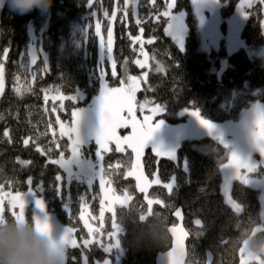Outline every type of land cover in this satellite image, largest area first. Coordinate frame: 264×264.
<instances>
[{
  "label": "trees",
  "instance_id": "trees-1",
  "mask_svg": "<svg viewBox=\"0 0 264 264\" xmlns=\"http://www.w3.org/2000/svg\"><path fill=\"white\" fill-rule=\"evenodd\" d=\"M239 1L219 0L222 28ZM127 4L125 13V0H92V5L87 0H51L46 8L20 14L10 8L8 0L1 2L0 61L6 52L0 94L3 191L23 192L31 186L49 213L62 225L75 229L80 247L67 249L66 264H84L83 259L92 264L106 256L112 257L111 264H153L156 256L171 246L169 229L177 222L174 215L177 208L181 209L188 233L185 264H238L245 242L250 250L259 251L264 261L259 191L234 179L231 196L240 210H234L224 200L221 164L228 159L229 147L208 133L183 139L177 147L176 159L157 156L147 147L141 156L144 173L151 181L146 193L138 190L135 177L127 176L133 163L132 151L117 152L116 145L109 143L102 160L105 179L111 181L114 192H126L130 200L127 205H118L113 212L104 214L101 240L103 243L111 240L107 233L113 230L114 218L122 255L116 263L115 250L105 253L98 241L83 247L82 238L88 234L79 219L80 199L85 198L83 204L90 216L100 221L99 185L77 179L68 181L62 167L50 161L58 158L60 151H65L66 157L70 154L63 147L68 138L57 132V118L69 122L74 107L90 103L99 90V68L103 62L107 83L112 87L119 86L121 80L126 82L129 75L140 77L145 72L147 75L135 97L137 108L139 104L163 106L156 117L167 123L185 121L187 116L181 113L185 109H196L210 121L225 122L240 120L253 103L264 106V54L251 56L243 47L229 53L223 42L219 49L204 50L191 0H176L172 10L185 13L182 50L164 34L167 23L162 13L166 0H155L154 4L153 0H127ZM263 6L264 0H254L245 8L249 16L240 37L249 49L264 46ZM114 10L115 18L111 15ZM97 22L101 25L100 36L95 35ZM109 23L113 28L112 61L100 55V41L103 38L107 42ZM75 25H79L76 30ZM32 36L37 47L35 65L26 54ZM135 36L142 38L143 50L148 55V64L143 69L134 63L141 56V44L132 42ZM149 39L153 43L149 44ZM223 58L226 66L218 75L216 71ZM19 76L22 80H18ZM77 93L83 97H74V101L65 99L64 108L58 98L54 99ZM5 131L9 133L7 136ZM95 146L91 142L82 150L89 155ZM28 177L32 178V185L27 183ZM4 211L3 216L14 217L8 208ZM26 218L33 220L30 209ZM195 221L201 223L197 225Z\"/></svg>",
  "mask_w": 264,
  "mask_h": 264
},
{
  "label": "rangeland",
  "instance_id": "rangeland-1",
  "mask_svg": "<svg viewBox=\"0 0 264 264\" xmlns=\"http://www.w3.org/2000/svg\"><path fill=\"white\" fill-rule=\"evenodd\" d=\"M3 0H0V4ZM172 0H166V10L167 3H171ZM192 2V0H191ZM254 0H240L236 6L234 13L226 19V25L224 28L221 26L222 19L219 13V0H208L207 3L200 4L199 0H197V5L192 3L193 12L196 15L198 26H199V35L201 40V46L204 50L211 49H219L220 44L223 42L227 51L233 52L241 47L245 48L251 56H260L264 54V46L260 49H249L245 46L244 42L240 37L241 28L247 18L246 15L242 14V11L246 12L245 8L249 7ZM238 5L240 6L238 8ZM242 10V11H241ZM183 11H173V13L179 14ZM183 30L181 32L182 37V48L184 47L185 33H186V23H185V13L183 12ZM79 28V25H75L74 29ZM31 30V26H30ZM31 34V32H30ZM171 37V36H170ZM177 43V42H176ZM181 48V46L178 44ZM29 50L34 51L35 55L37 52L36 42L31 38ZM143 52L147 55L146 51ZM100 55L102 54V50L100 47ZM6 52L2 55V63L5 60ZM141 61L145 60V55H142L137 58ZM148 64V55H147V63ZM226 66V58L221 60V66L216 71L218 75H220L221 71ZM105 71V70H104ZM145 72L142 73V76L139 78V88L141 87V81L145 78ZM18 80H22V77L19 76ZM103 83H107V81H103ZM4 85V71H3V80L2 84H0V89H3ZM120 86V85H119ZM115 86V87H119ZM112 87V86H109ZM102 90V80L99 73V90L96 95H94L88 105H83L79 107L82 109L81 120L78 126L79 136L81 145L79 147L78 153L76 156H71V153L68 155L69 162L66 167H62L65 172V177L68 181L72 179H77L78 181H84L88 185H91L93 182H97L100 189L101 199L104 197L105 192V201H104V214L107 212H113L116 206L118 205H127L130 200V196L128 193H116L112 189L111 185L106 180L105 189L102 191L99 184V168L102 169V161L97 157V144L95 139L96 129L99 127V97L101 95ZM2 90H0L1 94ZM137 93V92H136ZM75 99L83 95L81 93H77ZM136 97V95H135ZM136 111L135 116L138 123H143V118L146 115H153L150 109H155L157 106L145 107L144 110L141 111L140 108H137L135 105ZM195 110V109H189ZM162 110L160 111V113ZM182 114L187 116V119L181 123L171 124L165 122L162 118H157L156 115L159 114L157 112L153 115V123L156 121H161L160 127L152 134L151 139L148 141V146H146L141 152L139 157H136L135 153H133V162L130 169H128L129 175L136 176L137 188L139 191L144 193L147 192V189L151 183L149 178L145 175L141 156L144 150L147 147L152 149L153 144H157L160 146V150L165 153H170V155H166V157L176 159L177 154L176 150L179 143L188 137L198 134L208 133L212 136H215L222 144L229 147V155L228 159L221 164V172H222V180H221V191L224 197V200L236 211L240 210V205L235 201L231 196V184L234 179H240L247 185L257 189L259 191V195L261 198L262 204V220L264 222V106L253 103L248 109L245 110L243 117L238 121H225V122H215L204 119L208 123L214 125L215 127L212 129L207 128L202 125L199 120L192 117L189 111L182 110ZM127 116V113H124ZM63 122V121H62ZM66 124L68 122H65ZM57 132L60 134V125H57ZM132 132V128L129 125L127 128L117 129V134L121 137L125 135H130ZM95 143L96 146L94 148V152L92 154L86 155L82 150L83 146H87L89 143ZM112 143L115 144L113 141ZM116 145V144H115ZM122 149H130L127 144L121 145ZM132 151V150H131ZM103 155V152H102ZM57 159V158H56ZM55 160V159H53ZM260 167H263L262 169ZM127 171V172H128ZM126 172V173H127ZM133 176V177H135ZM144 176V177H143ZM146 177V178H145ZM147 180V181H146ZM91 181V183H89ZM28 191V190H27ZM27 191H23L21 193H27ZM10 191H3V193H7ZM3 193H0V197H3V202L0 204V208H8L9 211L19 213V207H11L8 205V198L3 196ZM14 195L15 192H12ZM40 198L33 194L31 196H24L25 200V212L14 216V217H26L28 209L31 210V215L33 220L37 223V217L34 214L39 215V220L43 222V213L39 212V209L35 208V199ZM42 201L43 199L40 198ZM44 202V201H43ZM45 205V203H44ZM83 208H81V212L84 214V220L82 223L85 227V221H87L88 227H85L87 236L82 238V243L84 240L89 241H98L100 243L101 237L103 235L102 226L103 221L101 217V204H100V213L99 220L95 217L90 216L89 209L86 204H83ZM44 212L47 214L49 219V224L51 230L54 235L60 238V233L62 230L68 226L62 225L53 214L49 213L44 207ZM81 214V213H80ZM3 216V214H0ZM92 228L98 232V234H90L88 228ZM71 228V227H69ZM259 226L255 228L258 229ZM73 237L76 239L77 244L79 245V240L77 239L75 233H73ZM115 239H118V236L115 238L108 239L104 242L105 245L108 243H114ZM119 240V239H118ZM115 250L114 262H119L120 257L122 255V248L119 244L118 247L112 248ZM111 249V250H112ZM105 259L109 260V264L112 263V257L106 256L103 260H95L92 264H103ZM250 261H257L259 264H264V261L261 259L259 255V251L250 250L248 243L245 242L240 251V259L238 264H248ZM85 264V259H83ZM88 264V263H87Z\"/></svg>",
  "mask_w": 264,
  "mask_h": 264
},
{
  "label": "snow or ice",
  "instance_id": "snow-or-ice-1",
  "mask_svg": "<svg viewBox=\"0 0 264 264\" xmlns=\"http://www.w3.org/2000/svg\"><path fill=\"white\" fill-rule=\"evenodd\" d=\"M208 0H199L200 4L207 3ZM87 3L89 5H92V0H87ZM155 3V0H153V4ZM192 3L199 6L197 4V0H192ZM176 7V0H172L171 3H167V10H165L162 15L166 18L167 26L164 27V34L166 36H171L173 40L177 42L181 46L182 50V37L181 32L183 30V12H180L179 14L173 13V9ZM240 6L238 5V8ZM127 0H125V7L124 11L127 13ZM119 10V9H117ZM242 11V10H241ZM135 15V12L133 13ZM242 14L249 16L247 12L242 11ZM94 15V13H93ZM112 17H116V11L114 10L111 13ZM157 22L160 20V16L157 15L156 17ZM137 23L139 24L140 21L138 20ZM87 30V29H86ZM141 32H143V28L140 29ZM101 33V25L99 22L95 25V35L100 36ZM132 42L137 43L139 42L141 44V54L145 55V60L141 61L139 59H136L134 63L138 65L141 69H143L146 66L147 63V55L143 52V44L144 41L140 36L132 37ZM148 43H153V39H149ZM100 47L102 50V54L105 60V57L107 60L112 61L113 60V28L111 26V23H109L107 27V42L105 43L104 39L101 38L100 41ZM7 51V50H5ZM35 52L31 49L26 53L28 56L31 57V63L35 65L37 63V56L34 54ZM24 54V55H26ZM44 68L47 69V63L43 58ZM104 62L102 63V65ZM100 66L99 73L102 80V90L101 95L99 97V127L96 129L95 133V139L97 144V157L100 159V161L103 160L102 152H107L108 145L111 142H115L116 144V151H122V144H127L128 147L131 148L132 152L135 153L136 157H139L143 149L148 146V141L151 139L152 134L160 127L161 121H156L153 123V115H155L157 112L160 113L163 106L157 105L155 109H150V111L153 113V115H146L143 118V123H138L135 111H136V100L135 95L136 92L139 90V78L137 76L129 75L127 76V80H121L119 87H109V83H103V81H108L106 79V73L104 71L103 66ZM113 67V76L116 75L115 72V62L112 64ZM159 71V69H158ZM125 72H127V68L125 67ZM147 75V74H145ZM3 80V65L0 63V84H2ZM2 90V89H0ZM17 92L19 94L20 90L17 89ZM59 99L61 101V108H64L63 101L65 99L74 101V95L64 96L60 95L59 97H54V99ZM47 99V96L45 97ZM139 108L141 111L144 110V104H139ZM55 110V109H54ZM186 111L190 112V115L199 122L206 126L209 129L214 128L215 126L208 123L206 120L201 118V115L198 110H189L185 109ZM82 109H79L77 107H74L71 111V119L66 124L65 122H62L59 120V117L57 118V123L60 125V135L61 137H67L68 143L66 146H63L67 149V151H70L71 156H76L79 150V147L81 145L78 126L81 120V113ZM127 113V116L124 115V113ZM131 126L132 132L130 135H125L123 137L119 136L117 134V129L120 128H127L128 126ZM9 133L5 131L4 135L7 136ZM28 141H25V144H27ZM152 150L155 153V155L160 157H165L166 155H170V153H165L160 150V146L157 144L152 145ZM53 164H57L60 167H66L69 159L68 156H65V151H60L59 157L55 160L50 161ZM134 163V162H133ZM127 172V176H135V175H129ZM99 184L100 188L103 191L105 189L106 180H105V174L101 168H99ZM158 175V174H154ZM144 177V176H143ZM146 178V177H145ZM57 181L60 180V177H56ZM136 179V176H135ZM159 180V179H156ZM111 181H109L110 183ZM27 183L29 185H32L33 181L31 177H28ZM91 183V181H89ZM161 183V182H160ZM160 183H156V185H159ZM171 184V183H169ZM3 185H0V193H3ZM38 187V185L36 186ZM33 192V188L30 186L28 188L27 193H21L20 191H16L13 195L12 192L3 193V196H6L8 198V205L11 207H19L20 212L15 213L12 212L10 215L17 216L21 214L22 212H25V200L24 196L28 195L31 196ZM85 198H81V208H83V201ZM105 192L104 197L101 199V217L103 216V213L105 211L104 209V201H105ZM3 202V197H0V204ZM35 208L39 209L40 213H43V222L39 220V215L34 214V216L37 217V225L43 230H51L49 219L47 214L44 212V202L40 198L35 199ZM0 214H5V211L3 208H0ZM177 217H180L181 213L178 210V212L175 214ZM80 220H84V214L81 212ZM197 225H199L201 222L195 221ZM85 227H88L87 221H85ZM112 231H109L107 235L110 238H115L118 236L119 228L118 225L113 218L112 223ZM88 231L90 234H98L96 230L92 228H88ZM75 232L74 228L66 227L62 230L60 233L59 243L64 252L66 253L67 249L69 247L77 248L80 247V245L77 244L76 239L73 237V233ZM92 242L89 240H84L83 247H89V245ZM119 246V240L115 239L114 243H108L105 245L103 241H100V247L103 248L105 253H108L112 248ZM85 264H87V261L85 259ZM103 264H109V260L105 259L103 261Z\"/></svg>",
  "mask_w": 264,
  "mask_h": 264
},
{
  "label": "clouds",
  "instance_id": "clouds-1",
  "mask_svg": "<svg viewBox=\"0 0 264 264\" xmlns=\"http://www.w3.org/2000/svg\"><path fill=\"white\" fill-rule=\"evenodd\" d=\"M24 14L46 8L51 0H8ZM0 264H66V255L52 231L38 227L26 217L0 216Z\"/></svg>",
  "mask_w": 264,
  "mask_h": 264
},
{
  "label": "water",
  "instance_id": "water-1",
  "mask_svg": "<svg viewBox=\"0 0 264 264\" xmlns=\"http://www.w3.org/2000/svg\"><path fill=\"white\" fill-rule=\"evenodd\" d=\"M263 21H264V6L262 9ZM180 211V217L175 214ZM177 222L169 229L171 235V246L169 249L156 256L153 264H185L186 260V239L188 233L183 225V215L180 208H177L174 212Z\"/></svg>",
  "mask_w": 264,
  "mask_h": 264
},
{
  "label": "crops",
  "instance_id": "crops-1",
  "mask_svg": "<svg viewBox=\"0 0 264 264\" xmlns=\"http://www.w3.org/2000/svg\"><path fill=\"white\" fill-rule=\"evenodd\" d=\"M147 181V180H146Z\"/></svg>",
  "mask_w": 264,
  "mask_h": 264
}]
</instances>
